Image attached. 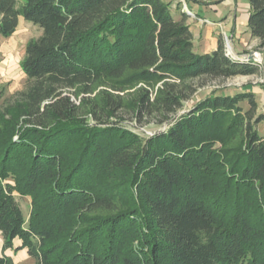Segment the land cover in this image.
<instances>
[{"label":"trees","instance_id":"1","mask_svg":"<svg viewBox=\"0 0 264 264\" xmlns=\"http://www.w3.org/2000/svg\"><path fill=\"white\" fill-rule=\"evenodd\" d=\"M247 2L264 50V0ZM21 19L41 33L19 62L24 86L0 106L2 249L18 238L35 264H264L255 94L215 90L177 114L185 95L175 82L256 75L259 65L231 58L222 38L196 52L185 14L164 0H0V36ZM126 73L148 86L174 81L152 99L142 89L134 110L171 113L162 131L141 136L112 120L109 97L85 96ZM16 195L29 198L27 219ZM0 264L13 261L0 253Z\"/></svg>","mask_w":264,"mask_h":264},{"label":"rangeland","instance_id":"2","mask_svg":"<svg viewBox=\"0 0 264 264\" xmlns=\"http://www.w3.org/2000/svg\"><path fill=\"white\" fill-rule=\"evenodd\" d=\"M40 33L41 30L38 26L21 19L12 37L6 38L0 36V106L9 99V96L13 92L22 89L24 86L26 77L19 67V62L24 56V49L27 41L31 38L38 37ZM222 40L226 53L229 52L230 57L233 59L243 60L251 51H256L254 49V43H252L253 41L247 39L244 43L245 46L248 47V50H246L247 53L242 57H236L230 38L223 36ZM194 50L200 52L197 48H194ZM260 52L262 53V55H260L261 62H253H258L257 64L261 72L264 71V50ZM259 73L256 75H238L227 79H210L203 77L187 80L183 83L175 81L176 84H178L177 90L185 95L183 106L178 109L177 114H182L189 110L196 101L202 99L212 91L217 90L221 93L233 94L240 91L242 88L262 85L264 77L263 75H259ZM163 81H169L170 83L174 82L173 80L166 79ZM163 81L154 82L152 85L148 86L142 81L130 78L129 74L126 73L121 79L112 80L111 85L100 83L95 85L93 92L85 96L89 99H94L96 102H101L102 97H109L112 100V113H115V115L112 116V120H117L120 125L141 136H148L165 129L167 127V120L172 116L171 113L166 114L165 111L156 106H152L147 113L143 112L141 115H136L134 110L139 103L140 95L144 93L141 90H148L152 99L156 90L162 86ZM79 98H81V96H79ZM240 105L243 109L247 108L245 102H241ZM259 110L264 113V109L259 108ZM89 120L92 121L90 118ZM257 131L259 135L264 136V121L258 124ZM16 200L22 209L24 217L27 219L30 210L29 198L16 195ZM2 243L3 239L0 232V253L7 251V256L12 259L13 264H35L34 259L29 256L27 248L19 249V246L13 247L12 245V247L3 250ZM18 243L21 244V240H19Z\"/></svg>","mask_w":264,"mask_h":264},{"label":"crops","instance_id":"3","mask_svg":"<svg viewBox=\"0 0 264 264\" xmlns=\"http://www.w3.org/2000/svg\"><path fill=\"white\" fill-rule=\"evenodd\" d=\"M164 1L170 4L171 11L176 18H179L181 13L185 14V22L192 32L194 48L199 49L200 52L212 51L217 47L218 39L226 36L232 41L236 57H242L247 53L248 47L244 44L247 39L253 41L254 49L262 55L261 50L256 47L258 40L252 39L247 29L249 12L247 0ZM259 75L264 77V71H261ZM242 89L252 91L255 94L258 108L264 109V81L262 85ZM18 241L17 238L13 240V247L21 245ZM3 254L8 255L7 251Z\"/></svg>","mask_w":264,"mask_h":264},{"label":"water","instance_id":"4","mask_svg":"<svg viewBox=\"0 0 264 264\" xmlns=\"http://www.w3.org/2000/svg\"><path fill=\"white\" fill-rule=\"evenodd\" d=\"M245 59L248 60H252V61H258L261 62V56L259 53H257L256 51H251L246 57Z\"/></svg>","mask_w":264,"mask_h":264},{"label":"built area","instance_id":"5","mask_svg":"<svg viewBox=\"0 0 264 264\" xmlns=\"http://www.w3.org/2000/svg\"><path fill=\"white\" fill-rule=\"evenodd\" d=\"M227 54L230 56V53L229 52H227ZM243 60H246V59L243 58Z\"/></svg>","mask_w":264,"mask_h":264}]
</instances>
